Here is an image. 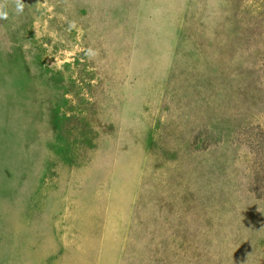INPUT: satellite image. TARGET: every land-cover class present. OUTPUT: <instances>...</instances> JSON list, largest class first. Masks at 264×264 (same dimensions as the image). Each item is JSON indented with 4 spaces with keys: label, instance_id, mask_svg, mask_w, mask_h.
<instances>
[{
    "label": "rangeland",
    "instance_id": "1",
    "mask_svg": "<svg viewBox=\"0 0 264 264\" xmlns=\"http://www.w3.org/2000/svg\"><path fill=\"white\" fill-rule=\"evenodd\" d=\"M0 264H264V0H0Z\"/></svg>",
    "mask_w": 264,
    "mask_h": 264
}]
</instances>
